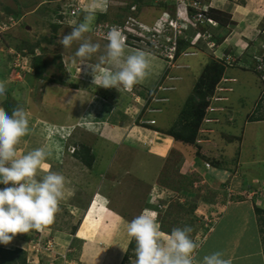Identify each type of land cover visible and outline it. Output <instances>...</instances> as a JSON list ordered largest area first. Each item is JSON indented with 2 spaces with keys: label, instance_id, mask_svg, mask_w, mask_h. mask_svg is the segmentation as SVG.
I'll use <instances>...</instances> for the list:
<instances>
[{
  "label": "rangeland",
  "instance_id": "obj_1",
  "mask_svg": "<svg viewBox=\"0 0 264 264\" xmlns=\"http://www.w3.org/2000/svg\"><path fill=\"white\" fill-rule=\"evenodd\" d=\"M72 1L65 0V3ZM74 1L78 2V7H81L80 12L73 17H66L63 14L61 21H57L56 15L58 13L55 15L51 14L50 11L58 8V11L62 10L63 12L65 3L61 0H0V81L4 82L7 89L6 96L0 97V106L3 107L6 101L14 106L19 104L25 109L27 118L34 111L36 114L43 107L44 109H41V111L46 119L66 120V112L71 107H74V103H79L81 101H79L80 97L87 98L90 96L89 93H93V90L88 92L89 88L94 89V85L90 83L92 76L84 72L78 60L75 63L73 62V55L79 42H74L70 48L65 49L57 43L60 36L70 32L71 27L82 19L83 9L88 7L91 2V0ZM132 1L106 0L107 11L97 14L92 31L85 34L86 38L101 46L100 51L93 55L89 63L98 61V57L103 53L104 45L107 43L105 39L107 32L112 27H116L126 38V53L139 49L148 55L150 75L144 80V83L136 84L131 90L121 87L118 93L115 88H110L105 89V94L111 96L112 99L115 97L116 99L121 98L124 103L127 101L126 105L130 104L127 106L130 122L135 118H138L137 122L141 121V117L145 114H155L154 117L158 118L160 122L159 127L163 129L170 126L172 121L177 118L178 114H176L175 107L179 104L181 107L183 106L193 90L194 82L196 83L198 75L202 74L204 68H207L210 62H219V58L224 60L225 56L228 65L225 67L224 75L234 76L238 82L232 85L233 92L229 94V97L226 96V93H222L219 90V87L224 86L217 85L216 90L213 89V95H210L209 102L212 107L219 109V106H215V99H222L225 103L230 101L229 110L227 114L224 113L222 120L224 122V120L231 118V123L230 121L226 123L220 122L218 124L219 127L216 129L215 138L210 139L209 143H206L207 145L200 148H202V154L220 158L219 149L226 142L227 134L238 135L241 139L238 149L240 152L239 166L236 172V180L229 181V184L224 183L227 186L221 183L219 189H211L208 186L203 188L202 186L205 185H202L204 182L201 181L202 178L200 177V183H195L196 188H202L200 193L187 192L183 189L180 191L177 185L179 182L178 171L183 163L181 158L185 154L188 159L194 161V159L199 157L197 154L200 151L197 152V147L191 145H185V148H189V150L184 153L178 152L177 150H179L180 146L177 147L175 145L174 149L167 150L170 146L168 140L165 142L168 146L159 149L158 144L152 143L151 140L147 139L146 143L149 149L160 157L165 154V158H160L161 160L155 158L137 159L135 154L132 155V152H109L108 163L112 161L113 164L115 162L118 164L112 166V171L111 168L108 170L117 179H114L113 182L104 180L102 187H98L99 192L111 193L109 195L111 202L115 201V203L121 204L119 208L124 209L123 218L126 222L131 221L141 212L151 214L143 208L144 205L142 203H155L158 198L161 200L158 201L161 202L159 204L162 205L161 211L156 214V218L160 224L162 234H166L163 231L168 228L190 225L188 222L194 218V224L190 225L193 228L191 236L200 245L204 235L209 229L214 228L213 226L217 219L219 207L216 209L211 207L214 202L216 205L217 201L221 203V199H223L222 203L225 202L226 204L232 201H240L237 199V195L244 194V191L248 192L249 187L250 191L259 193L264 184V121L246 122L249 115L254 112L258 111V113L264 114V0H187L186 5H194V1H199L205 10L208 7L222 10L229 15V20L233 24L226 25L224 29L227 34H223L224 37L220 43H216L211 39L214 43L213 48L207 47V44L199 43L201 51L196 50L194 57L181 55L179 58L174 59L175 61L173 60L172 64L167 61L169 58L168 43L175 38V32L166 27L168 25H166L165 21L168 18L176 19L180 22L178 24H181L176 28L177 30L180 28L183 30V27L188 28L184 24L186 21L183 19L184 6L182 3L185 0H143V3L139 5H133ZM163 3L164 6H161L160 4ZM16 15L18 16L16 17ZM204 19L201 20L203 21ZM55 23L59 25L58 29L52 31L49 25ZM154 28L158 29V33L149 34L145 31L146 29ZM188 29H185L187 31L184 30L186 32L185 35L191 39L194 37V30ZM180 35H182V32ZM206 35L205 33L204 36ZM43 37L48 38L49 41L42 40ZM37 42H40L44 49L43 52L37 50L35 55H41L46 58L49 80L61 77L63 84H53L52 81L44 82L32 76L33 69L30 67L31 55H24L28 54L26 49H23L21 54L16 47L22 46L24 43L35 45ZM58 63H61L62 69L56 66ZM171 65L173 67L166 70ZM157 71L159 72L158 75L155 74ZM25 74L27 75L26 77L24 76ZM162 74L164 75L162 76ZM166 74L168 75L165 76ZM165 77H168V79L165 80ZM172 83L178 88L172 94H168L169 92L165 93L172 98L170 106L168 102L162 105L163 110L160 107H156L160 100L161 89L159 87L169 86L168 84L173 85ZM74 89L78 90L73 92ZM152 92H154V95L150 97ZM122 96H125V99ZM76 98L77 101L75 100ZM79 105L81 107L80 103ZM154 107L159 109L158 113ZM74 108L75 112L78 113L79 107ZM220 109H225V107ZM69 113L72 114V111H69ZM208 116L216 118L218 113L208 114ZM207 126L216 127L211 124ZM207 126L199 125L198 128L201 127V130L211 129V127ZM65 128L69 130L67 128L72 127L68 124ZM34 130L36 131L30 129L28 134L21 138L20 143L16 146L17 155L27 154L33 149L43 147L48 153L53 152V155L51 154L52 157L54 154L60 156L61 152L54 138L50 139L47 137L43 139L44 134L41 128ZM80 135L82 136V134L78 133L71 143L81 142V144L85 145L92 143V138L89 135L86 134L85 138L84 136L80 137ZM207 135L208 133L206 132L199 133L200 137H206ZM63 144V146L66 145L65 149L63 147L65 154H71V149L67 148L70 142H63ZM223 148L228 156H232L233 152H235V147L233 146H225ZM153 152H148V154H153ZM124 156H129L126 161V164L129 163V169L131 166L135 168H133L135 172L132 173L131 171V176H123L118 173L121 168H117V166H119V161ZM50 159L55 160V163L45 161L47 165H50V170L61 173L66 178L64 197L60 201V211L56 214L54 222L42 231L33 230L27 234H17L9 244H0V249L13 250L19 248L25 253L28 264H64L65 261L67 262L66 264H77V260L74 259L79 252L80 244L74 239L70 247L66 245L64 252L57 254L56 252L62 246L59 243L58 236L53 238L52 233L56 229L70 235L71 229L74 231L76 226L81 225L85 211H87V218L83 221L81 230L85 226L89 229L93 226L92 221H89V219L97 209L96 205L93 203L91 209L87 210V206L84 207V205L92 199L93 194L91 193H96L97 191V189L95 190V187H97L95 177L98 176V173L94 176L92 172L89 173L87 170V173L83 174V164L81 165L80 161L75 163L72 159L66 158L67 160H65L64 158L58 159V157H50ZM201 161L204 162L205 160ZM97 162L99 161L97 160ZM71 164H77L74 174L65 171L67 167L72 166ZM192 167V164H188L185 161L184 170ZM116 169L118 172L114 173L113 171H116ZM105 172H107L106 169ZM110 174L105 173V179L111 177ZM86 175H88V180L85 178ZM92 178L95 179L94 183L91 181ZM136 180L145 181L146 183L150 182L146 189L149 191L151 188L152 195L150 193L149 195L148 193L146 194L143 188H140L138 190V194H140L135 197L134 189L137 186H134V183ZM111 184H113V187L110 189ZM174 186H176L177 190L173 188ZM3 187L5 186L0 184V188ZM160 190L163 191V194L160 193ZM88 196H90L89 200L84 202V200L88 199ZM99 198L96 197L95 201ZM239 198L243 200L247 197L239 196ZM257 199L262 203L261 208L264 209V198L258 197ZM251 201L253 202V200ZM178 204L180 207H184L185 210L189 209L190 206L196 207V210L190 216L185 211L181 212ZM47 228L52 229L47 230ZM73 237L75 235L71 236V238ZM125 264H135V258L129 257L126 259Z\"/></svg>",
  "mask_w": 264,
  "mask_h": 264
},
{
  "label": "clouds",
  "instance_id": "obj_2",
  "mask_svg": "<svg viewBox=\"0 0 264 264\" xmlns=\"http://www.w3.org/2000/svg\"><path fill=\"white\" fill-rule=\"evenodd\" d=\"M186 4L187 0L182 3L184 7L187 6ZM191 6L195 7V4H191ZM106 11V0H91L88 7L83 9L82 19L71 27L70 32L60 36L57 43L65 49L70 48L74 42H79L73 55V62L75 63L78 60L84 72L92 76L91 84L105 89L115 88L117 91L121 87L131 90L150 75V61L143 50L137 49L126 53V38L116 27H112L107 32L105 36L107 43L104 45L103 53L99 55L98 61L89 63L93 55L100 51L101 46L86 38L85 34L92 31L97 14ZM73 14L77 15L78 13ZM200 19H204L203 21H206L207 25L212 28L217 27L218 23L210 17L201 15ZM165 23L168 25L166 26L168 29L175 32V38L168 45L170 48L174 42L176 50V36L187 28L182 26L183 30L181 28L177 30L176 28L181 24H178L180 22L176 19L168 18ZM157 30L154 28L145 31L154 34L158 33ZM204 34L200 35V38L205 41L207 47L213 48L214 43L210 39V35L204 36ZM196 39H199V35L194 33L190 44L192 48L183 51L181 55L194 57L196 50L201 51L198 45L199 40L196 41ZM210 44L212 45L210 46ZM207 47L206 49L209 50ZM175 50L170 64L174 60ZM167 61H169V58ZM219 61L223 62L225 67L228 65L225 56L224 60L219 58ZM168 67L172 68L173 65ZM166 79L168 77H165ZM237 82L236 77L226 76L223 73L214 90H216L217 85H222L224 87H219V90L229 97V94L233 92L232 85ZM228 86L230 87L228 88ZM163 87L167 89L160 90V94L176 90L174 84ZM6 92V85L0 81V97L6 96ZM209 98L211 96L207 98L208 105L200 125L207 126L211 124L216 127L207 126L211 127L209 129L211 132H206L208 133L206 137L199 136L201 127L198 128L195 140L198 146H205L212 139L217 127H219L218 124L221 122V116L227 111L230 102L225 103L222 99L214 100L216 107H225V109H217L212 107ZM168 101L169 99L160 97L156 107L162 106ZM156 107H154L156 112H159ZM209 108L215 110L210 111ZM213 113H218L217 119L208 116V114ZM205 120L210 121L205 122ZM228 121H231V118ZM154 123L155 120H151L148 124L153 125ZM28 125L27 113L21 105L17 104L13 107L10 114L4 107L0 106V184L5 186L0 188V244L4 245L9 244L17 234H27L33 230L42 231L45 227L51 225L56 214L60 211V201L64 197L66 178L61 173L51 171L50 165L45 163L48 156L45 148L40 147L29 151L27 154L17 155L16 146L20 143L21 138L28 134ZM197 140H205V142L198 143ZM73 152L74 148L71 149V154ZM204 167L208 168L210 165L204 162ZM41 169L46 171L41 174ZM243 193L239 196H246L247 199L253 200V205L260 207L261 202L257 198H264V184L259 193L250 191V187L248 192L244 191ZM257 195L259 196L257 197ZM156 201V206L161 209L160 202H158L161 200L157 198ZM257 201L260 204L256 203ZM146 211L151 214L141 212V214L127 222L126 226V233L130 238V242L135 241V264H232L231 258H225V253L222 251H214L204 255L202 259H197L194 253H196L199 245L191 236L193 228L190 225L174 227L170 233L162 234L160 224L156 218L158 211L155 209Z\"/></svg>",
  "mask_w": 264,
  "mask_h": 264
},
{
  "label": "crops",
  "instance_id": "obj_3",
  "mask_svg": "<svg viewBox=\"0 0 264 264\" xmlns=\"http://www.w3.org/2000/svg\"><path fill=\"white\" fill-rule=\"evenodd\" d=\"M158 73L159 72L157 71V73L155 74L158 75ZM142 83H144V81ZM93 87L94 89L89 88L90 90H88V92H92L93 90L92 94L89 93L90 96H88L87 98H79V101L81 100L79 102L81 104V107L78 102L74 103V107H79L78 113L75 112L74 107H71L69 111H72V114L69 113V111L66 112V120H50L46 119V117L43 116L41 109L44 108L42 107L36 112V114L35 111L32 114L30 113L31 115L28 118V127L33 131H36L34 130L36 128H41L42 133L44 134L43 139L47 137H49L50 139L54 138L61 154L60 156L54 154L53 157H58V159L64 158L65 160H67L66 158H68L70 160L72 159L75 163L79 162V160L74 157L75 155H73V153L65 154L64 149L66 148V145L63 146V142H70V145H67L68 149L74 148L77 151L81 147L88 149L95 161L93 160L90 168L79 162L81 165L83 164L82 173L86 174L87 170L89 171V173L92 172L94 176H96L98 173V176L95 177L97 183V187H95V190L97 189V191L96 193H91L93 194V197H91L92 199L84 205V207L87 206L86 210L91 209L92 202L95 203L94 205H96L97 209L93 212L92 216L89 219V221H92L93 226L90 229L86 228L85 226V228L81 230L83 221L86 220L85 218H87V211H85L81 220V225L76 226V229H74V231H72L71 229V232L69 233L70 235L64 234L61 230L55 229L53 233L51 232L53 234L52 237L54 238L58 236L59 243L62 246L56 253L59 254L61 252H64L66 248L65 246L67 245L70 247L71 243L75 239L77 243L80 244L79 252L74 259L77 260V264H125L124 259L127 253L128 246L130 244V238L126 233L127 222L123 218L124 209L119 208V205L121 206V204L115 203V201L111 202L109 198V195L111 193H104V191L99 192L98 188L102 187V183L104 180L113 182L114 179H117L116 176L114 174H110L108 170L111 168L112 171V166L114 164H118L117 162L113 164L112 161L108 163L109 152H132V155L135 154L137 159L155 158L157 160H161L165 158V154L160 157L157 155V153L149 149L146 143L147 139L151 140L152 143L155 142L156 144H158L159 149L168 146L165 144L167 140L169 141L168 143L170 145L167 150L174 149L173 147L175 145L177 147L180 146L179 150H177L178 152L184 153L188 152L189 148H185V146L176 143L171 136L163 133L169 129V126L163 129L160 128V122L158 118L154 117L153 114L148 115L144 113L145 115L141 117V121L137 122L138 118H135L130 122L127 107L130 104L126 105V100V102L124 103L123 101H121V98L116 99L115 97L112 99L111 96L105 94V88L95 85ZM176 88L178 87L176 86ZM77 90L74 89L73 92ZM70 91H72V89H70ZM172 93H174V91L169 92L168 94ZM77 95L76 97H78ZM161 96H165L169 99L168 102L170 106L172 98L165 93H162ZM122 97H124L125 99V96ZM75 100L77 101V98ZM159 107L163 110V106ZM175 108L176 114H178L179 110L181 109L180 104L176 105ZM151 120H155V123L153 125L148 124L151 122ZM68 124H70L72 128H67L69 130H66L65 127ZM143 124L147 126L145 127ZM132 131L134 132L132 133ZM78 133L82 134V136L80 135V137L84 136V138L86 137V134L89 135L92 138V143L90 145L81 144V142L71 143ZM148 152H153V154H148ZM51 154L53 155V152L48 153L46 161L55 163V160L50 159V157L53 158ZM98 157H100L101 159ZM128 158L129 156H124L123 159H120L121 162L119 161V166H117V168L120 167L121 169L118 170L119 172L117 171V169L113 172H118L123 176H131V171L132 173L135 172V168L131 166L129 169V163L126 164ZM97 160L99 162H97ZM181 160H183V163L178 171L180 175L182 174V176L189 177L191 173L195 174L202 178L201 181L204 182L202 185H205L206 187L208 186L211 189H219L221 183L229 184V181L236 180L237 173H230L228 171L216 169L211 166L205 168L204 162L200 159H194V161H192V159H188V156L184 154ZM185 161H187L188 164H192L193 167L191 169L187 168L186 170H184ZM105 164L107 165L104 166ZM71 165L72 166L67 167L65 171L70 173L75 172V167H77V164ZM104 167L107 172H105ZM44 171L46 170L41 169V173H43ZM105 173H109L111 177L105 179ZM86 176L85 178L86 180H88V175ZM95 179L92 178L91 181H93L94 183ZM149 183L141 180H136L134 183V186H137V188L134 189L135 197L140 194H138V190L140 188H143L146 194H151V188L149 191L146 189L148 185H150ZM141 184H143L142 187H140ZM227 184L224 185L227 186ZM224 185L222 186L224 187ZM69 186L71 187V185ZM247 186L249 187V185ZM112 187L113 184H111L110 189ZM160 193L163 194V191L160 190ZM96 197L100 198L95 201ZM89 198L90 196H88V199L84 200V202L89 200ZM220 201V204L217 203L219 212L217 213L218 216L215 220L213 226L214 228L209 229L206 235H204V238L202 239V242L194 255H196L197 259H202L204 255H207L211 252L222 251L225 253V258H231L232 264H264L262 246L259 239L253 202L247 198L240 201H232L228 204H226L225 202L222 203L223 199H221ZM156 202H143V208L145 210H154L153 207L156 205ZM256 203L260 204L259 201H257ZM261 206L262 203L260 204V207ZM50 229L52 228H47V230ZM73 233L75 237L71 238V236H74ZM79 235L83 236L80 237Z\"/></svg>",
  "mask_w": 264,
  "mask_h": 264
},
{
  "label": "trees",
  "instance_id": "obj_4",
  "mask_svg": "<svg viewBox=\"0 0 264 264\" xmlns=\"http://www.w3.org/2000/svg\"><path fill=\"white\" fill-rule=\"evenodd\" d=\"M140 3H143V0H133L132 1L133 5H136V4L139 5ZM194 3H195V7H192L191 4H188L187 6L183 7L184 8L183 19L186 21L185 24L189 25L188 28L191 31L194 30V33H197L199 35L198 43L205 44V41H203L202 38H200V35H202L205 29L207 30L204 33H206L207 35H210L211 37L210 39L214 40L216 43H220L224 35L227 34V32L224 29L226 25L233 24V22H230L231 20H229V15L223 12L222 10H219L213 7H208V9L205 10L204 6L199 1H194ZM160 5L164 6V3ZM50 12L51 14L53 13L56 15L58 13V8L51 10ZM200 15H205V16H208L214 19L218 23L217 27L212 28L209 25H207L206 21H202L200 19L199 17ZM17 16L18 15H16V17ZM56 16L58 19H62V16H59L58 14ZM58 26L59 25L57 23L49 25L52 31H56L58 29ZM185 31L182 32V35L178 34L176 36V50L174 52V59L179 58L183 51L190 50L192 48L190 45L192 40L187 38V35H185L186 34ZM42 40L49 41V39L46 37H43ZM16 48L20 51L21 54L23 53L22 52L23 49H26L28 54H24L25 56L31 55L32 58L30 62V67L31 69H33L32 76L34 78H39L43 80L44 82L52 81L53 84H57V85L63 84L61 77H57L52 80H49L48 78L49 72H48V65H47L48 62L46 58L42 57L41 55H38V56L35 55V52L37 50L43 52L44 48H42L40 42L35 43V45L24 43L22 46H17ZM56 66L62 69L61 63L56 64ZM169 68L171 67H167L166 70H168ZM224 72H225V66L223 65V62H220V61L210 62V65L207 66V68H204V71L202 72V74L198 75L196 83L194 82L193 90L190 93V95L187 97L181 109L179 110L177 118L169 126V129L163 133H166L167 135L171 136L176 143H180L183 146L191 145V146L197 147L196 148L197 152L200 151L197 154L199 156L197 160L204 159L205 160L204 162L208 163L213 168L225 170L230 173H236L238 161H239L238 160V157H239L238 149H239V144L241 142V139L240 137H238V135H233V133L227 134L226 139H225L226 142L223 144L222 148L219 149L220 158H217V157L213 158L212 156L209 157V155L206 156L202 154L201 153L202 148H200L202 146H198L195 143V140L198 134V127L201 123V120L205 114V109L208 105L207 98L213 93V89L216 83L219 81L220 77L222 76ZM24 76L26 77L27 75L25 74ZM161 94L159 95V97H162ZM152 95H154V92L150 94V96ZM163 97L166 98L165 96ZM3 107L10 114L13 107L15 106L12 105L11 103H8V101H6L3 104ZM228 110H229V106H227V111L225 112V114H227ZM222 116H221V122H223ZM247 121L248 122L264 121V114L258 113V111L254 112L253 114L249 115ZM226 122H229L228 119L224 120L223 123H226ZM144 126L146 127L147 125H144ZM215 134L212 136V139L215 138ZM225 146L235 147L234 149L235 152H233L232 156H228L225 154V150L223 148ZM73 155H75L74 157L77 160H79L81 163H83L85 166H87L88 168L91 167V164L93 163L94 158L88 149H85L83 147H81L78 151L74 149ZM178 178H179V182H178L177 188H179L180 191L183 189L184 191H187V192L200 193V191L202 190V188H196L195 186V183L200 182L199 176L195 174H191L189 177H187V176H182L178 173ZM175 187L176 186H174L173 188L177 190V188ZM202 187L206 188V186H202ZM237 199L241 200L239 198V195H237ZM217 203L219 202L217 201ZM213 204L211 207L217 208L218 204L215 205V202ZM178 206L180 207L179 204ZM153 208L157 210L158 212L161 211V209H158L156 205ZM180 208H181L180 209L181 212L185 211L187 215L189 214L190 216H192L194 214V211L196 210V207L194 206L193 207L190 206V208L186 210L184 207H180ZM253 208H254V214L256 217L259 239H260V243L262 246L263 259H264V209L257 207L256 205H253ZM193 221H195L194 218L190 220L188 224L190 225L194 224ZM171 229L172 228L165 229L163 232L168 234L170 233ZM134 249H135V241L132 240L128 246L127 253L124 259V263L126 259H128L129 257L135 258ZM0 264H28V263H27V258L25 257V253H23V251L20 250L19 248H15L13 250H6V249L1 248L0 249Z\"/></svg>",
  "mask_w": 264,
  "mask_h": 264
},
{
  "label": "built area",
  "instance_id": "obj_5",
  "mask_svg": "<svg viewBox=\"0 0 264 264\" xmlns=\"http://www.w3.org/2000/svg\"><path fill=\"white\" fill-rule=\"evenodd\" d=\"M61 1H63L64 3H65V0H61ZM78 2H75L74 0L72 1V2H66L65 3V6H64V10H63V12H62V10L60 11H58V15L59 16H62L63 17V14H65V16L66 17H73V16H76V15H74L73 13H78V12H80V10H81V7L79 6L78 7ZM200 18H201V15L199 16ZM58 20H60L61 21V19H58L57 18V21ZM5 25V24H4ZM174 42H173V45L170 47V48H168V54H169V63H171V61H172V58H173V51L175 50V47H174ZM159 89H161V90H166L167 88H164V87H159ZM216 100V99H215ZM217 100H219V99H217ZM209 110L210 111H214L215 109H213V108H209ZM210 120H205V122H209ZM202 132H211V131H209V130H201L200 129V133H202ZM197 142L198 143H202V142H205V140H197ZM207 166V165H206ZM67 262L65 261V264H66Z\"/></svg>",
  "mask_w": 264,
  "mask_h": 264
},
{
  "label": "flooded vegetation",
  "instance_id": "obj_6",
  "mask_svg": "<svg viewBox=\"0 0 264 264\" xmlns=\"http://www.w3.org/2000/svg\"><path fill=\"white\" fill-rule=\"evenodd\" d=\"M10 19V18H9ZM11 20V19H10ZM4 24V23H3Z\"/></svg>",
  "mask_w": 264,
  "mask_h": 264
}]
</instances>
